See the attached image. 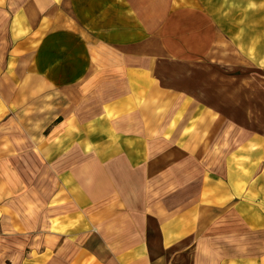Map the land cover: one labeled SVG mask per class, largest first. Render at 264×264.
I'll use <instances>...</instances> for the list:
<instances>
[{
    "label": "crops",
    "instance_id": "0c3cea01",
    "mask_svg": "<svg viewBox=\"0 0 264 264\" xmlns=\"http://www.w3.org/2000/svg\"><path fill=\"white\" fill-rule=\"evenodd\" d=\"M0 264H264V0H0Z\"/></svg>",
    "mask_w": 264,
    "mask_h": 264
}]
</instances>
